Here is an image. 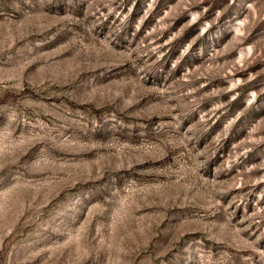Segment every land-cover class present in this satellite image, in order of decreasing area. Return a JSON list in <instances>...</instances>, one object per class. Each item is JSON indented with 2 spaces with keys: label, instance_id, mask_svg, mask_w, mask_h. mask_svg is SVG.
<instances>
[{
  "label": "rangeland",
  "instance_id": "374dc122",
  "mask_svg": "<svg viewBox=\"0 0 264 264\" xmlns=\"http://www.w3.org/2000/svg\"><path fill=\"white\" fill-rule=\"evenodd\" d=\"M0 264H264V0H0Z\"/></svg>",
  "mask_w": 264,
  "mask_h": 264
}]
</instances>
